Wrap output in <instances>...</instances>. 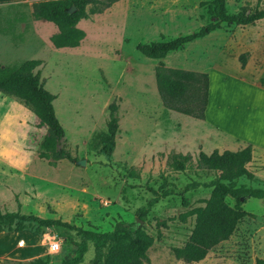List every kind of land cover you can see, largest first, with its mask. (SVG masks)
<instances>
[{
	"label": "rangeland",
	"instance_id": "374dc122",
	"mask_svg": "<svg viewBox=\"0 0 264 264\" xmlns=\"http://www.w3.org/2000/svg\"><path fill=\"white\" fill-rule=\"evenodd\" d=\"M37 1L42 0H0V65L42 62L34 73L39 72L44 88L55 96V116L64 130L58 149L74 161L40 159L47 129L37 127L35 115L18 99L0 94V210L16 211L19 205L22 214L104 233L118 222L134 223L137 211L152 198L149 188L172 190L174 194L159 200L141 224L154 239L148 264H264V201L256 198L246 200L243 209L249 215L205 260L187 263L171 254V248L187 242L193 229L194 216H181L203 205L211 192L202 186L185 191L186 185L208 183L216 176L197 168L195 142L202 140L208 154L214 139L204 140L211 133L204 123L163 108L154 77L159 60L145 58L136 47L185 36L213 23L207 14L210 0H119L77 24L86 37L73 49L52 46L49 38L57 28L30 16ZM261 10L264 0L227 1L229 14ZM245 53L246 74L240 75L239 56ZM161 62L176 69L214 70L210 74L219 118L227 106L232 112L241 100L264 109V92L253 84L255 80L264 85V19L247 26L221 23ZM113 101L119 107V131L107 160L100 151L101 133L107 130L108 105ZM227 141L231 138L219 137L217 145ZM172 153L190 154L192 167L171 170L166 161ZM237 184L264 190V175L251 181L241 178ZM181 195L189 201L187 207ZM78 242L75 231L58 226L42 234L29 228L0 233V264H27L44 256L59 263L74 256ZM55 243L57 250L51 248ZM92 257L89 246L82 264Z\"/></svg>",
	"mask_w": 264,
	"mask_h": 264
},
{
	"label": "trees",
	"instance_id": "16d2710c",
	"mask_svg": "<svg viewBox=\"0 0 264 264\" xmlns=\"http://www.w3.org/2000/svg\"><path fill=\"white\" fill-rule=\"evenodd\" d=\"M119 0H42L31 5L30 16L33 20L54 24L56 33L49 38L55 49L77 48L86 37L84 30L77 27L81 20L100 15L111 8ZM228 0H210L207 14L213 23L201 27L197 32L179 36L172 40L161 39L149 44H138L137 51L147 59L159 60L154 67L156 90L164 109L179 113L193 119H202L208 100L209 78L207 73L167 67L163 62L168 53L182 50L186 44L201 39L220 28L221 23L236 26L253 25L264 19V10L254 13L229 14ZM74 11L69 13V9ZM241 67L246 65V53L239 56ZM42 64L40 60H26L18 64L0 65V94L18 99L29 108L37 119L38 128H46L47 134L40 143V159L50 163L61 160L74 161L69 153L58 149L64 136V130L55 116L53 101L55 96L49 93L40 80L39 72L34 70ZM118 104L116 101L108 105L107 130L101 133V154L107 160L115 150V138L119 131ZM252 159L250 145L237 151L214 150L210 154L199 152L196 166L199 169L216 173L208 183L191 182L185 191L200 186L211 189L210 196L203 205L183 214L194 216V225L187 242L182 247L171 248V254L177 261L198 263L206 259L220 243L227 241L237 229V225L249 214L243 205L249 198L264 201V190L238 185L237 180L245 178L253 180L254 176L246 169ZM52 161V162H51ZM190 154L172 153L167 157V166L175 172H185L192 167ZM166 179L163 178V184ZM164 188V187H162ZM152 193L145 207L136 214L132 224L118 222L109 232L98 233L70 225L60 219H43L41 217L22 214L20 206L16 211L0 210V233H19L26 228L35 234H42L47 228L58 226L76 232L79 242L76 244L72 258L52 263L49 256L38 257L27 264H82L89 246L93 248V257L89 264H148V250L154 239L138 221L144 222L147 213L155 204L174 194L172 190L160 192L149 188ZM182 196V195H181ZM227 200L232 201L230 205ZM184 207L189 205L185 197H181Z\"/></svg>",
	"mask_w": 264,
	"mask_h": 264
},
{
	"label": "crops",
	"instance_id": "0c3cea01",
	"mask_svg": "<svg viewBox=\"0 0 264 264\" xmlns=\"http://www.w3.org/2000/svg\"><path fill=\"white\" fill-rule=\"evenodd\" d=\"M193 42V41H192ZM189 44V43H188ZM246 66V65H245ZM245 68V67H244ZM244 68L240 66V75H245L246 72ZM196 72H203L208 74L209 78V89H208V100L205 108L204 117L202 119H195L204 123V128L207 129L208 135L204 137L205 139L211 140V136L214 140L212 141V146L210 148V154L214 150H218L219 152L226 151L230 149V151H237L242 149L248 145L252 147V159L249 163L246 164V169L251 172L254 176L253 180L258 176V174L262 173L264 175V109L259 110L256 104L245 102L241 100L240 102H236L235 110L230 111V107H228L227 113L219 118L216 111L219 109V100L218 102L213 101L215 87H213V82L211 78L210 72L214 71L209 68L201 69L198 68L196 70H191ZM223 76L225 80L227 77ZM221 76V77H222ZM236 81H243L241 79H235ZM255 85L259 86V92H264V85L260 84L258 81L254 80ZM254 91V90H253ZM222 102H230L229 100H224ZM225 104V105H226ZM241 107V111L237 110V107ZM215 110V112H214ZM172 112V111H171ZM175 113V112H174ZM226 118L223 124L222 119ZM206 131V132H207ZM214 136H213V135ZM228 136L231 138V141H227L224 145H217L218 138ZM196 149L198 151L203 152V142L202 140H198L195 142ZM200 148V149H199ZM222 148V149H220Z\"/></svg>",
	"mask_w": 264,
	"mask_h": 264
},
{
	"label": "water",
	"instance_id": "95a60500",
	"mask_svg": "<svg viewBox=\"0 0 264 264\" xmlns=\"http://www.w3.org/2000/svg\"><path fill=\"white\" fill-rule=\"evenodd\" d=\"M74 11V7H71L69 9V13H72ZM84 164V161H80V165H83ZM140 224H142V221H138Z\"/></svg>",
	"mask_w": 264,
	"mask_h": 264
},
{
	"label": "built area",
	"instance_id": "2783aa9c",
	"mask_svg": "<svg viewBox=\"0 0 264 264\" xmlns=\"http://www.w3.org/2000/svg\"><path fill=\"white\" fill-rule=\"evenodd\" d=\"M51 248L57 250L59 248L58 244H51Z\"/></svg>",
	"mask_w": 264,
	"mask_h": 264
}]
</instances>
